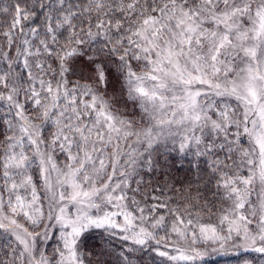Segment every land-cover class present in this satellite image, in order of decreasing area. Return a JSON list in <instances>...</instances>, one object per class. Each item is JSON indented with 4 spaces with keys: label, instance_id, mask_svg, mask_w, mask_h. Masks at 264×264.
Returning a JSON list of instances; mask_svg holds the SVG:
<instances>
[{
    "label": "snow or ice",
    "instance_id": "snow-or-ice-1",
    "mask_svg": "<svg viewBox=\"0 0 264 264\" xmlns=\"http://www.w3.org/2000/svg\"><path fill=\"white\" fill-rule=\"evenodd\" d=\"M264 264V0H0V264Z\"/></svg>",
    "mask_w": 264,
    "mask_h": 264
},
{
    "label": "trees",
    "instance_id": "trees-1",
    "mask_svg": "<svg viewBox=\"0 0 264 264\" xmlns=\"http://www.w3.org/2000/svg\"><path fill=\"white\" fill-rule=\"evenodd\" d=\"M210 264H240V262L235 256H220L214 257Z\"/></svg>",
    "mask_w": 264,
    "mask_h": 264
}]
</instances>
